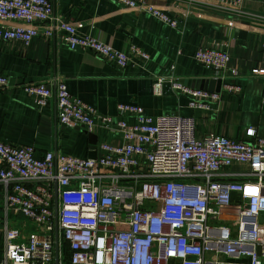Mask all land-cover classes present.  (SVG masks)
Returning a JSON list of instances; mask_svg holds the SVG:
<instances>
[{"label": "built area", "instance_id": "obj_1", "mask_svg": "<svg viewBox=\"0 0 264 264\" xmlns=\"http://www.w3.org/2000/svg\"><path fill=\"white\" fill-rule=\"evenodd\" d=\"M147 14L168 25L177 22L145 0H100ZM211 9L239 10L245 2L264 9V0H183ZM69 50L92 52L125 68L148 55L135 46L117 50L98 38L79 33L54 16L50 0H0V39L26 49L42 36ZM193 59L220 80L218 92L191 89L173 77H155L152 92L165 86L188 97V108L211 110L220 93L238 94L241 87L225 82L228 65L224 44L198 49ZM252 74L264 75L263 70ZM0 75V91L8 90ZM24 93L38 109L52 98L45 81L25 84ZM56 123L88 133L117 129L123 144H100L101 155L80 159L48 151L37 159L30 146L0 141V212L21 216L29 225L2 227L0 264H55L54 183L57 185V264H264V139L248 129L251 141L208 134L196 137L192 117H150L141 107L118 104L116 117L99 115L72 97L63 81L55 86ZM123 116L134 119L133 124ZM246 166L247 172H231ZM62 242L67 243V260Z\"/></svg>", "mask_w": 264, "mask_h": 264}, {"label": "crops", "instance_id": "obj_2", "mask_svg": "<svg viewBox=\"0 0 264 264\" xmlns=\"http://www.w3.org/2000/svg\"><path fill=\"white\" fill-rule=\"evenodd\" d=\"M54 16L71 24L79 33L98 38L117 50L135 46L148 55L147 60L133 58L125 68H118L92 52L69 50L58 38H34L23 49L17 42L0 39V75L8 79L10 89L0 91V141L14 146H30L34 157L51 151L80 159L88 157V137L83 129L59 127L56 123L55 86L63 81L69 94L92 107L99 115L116 117L118 104L136 105L150 117L180 115L192 117L198 139L215 134L237 141H251L246 135L254 129L264 139V9L255 2H245L239 10L211 9L183 0H145L163 9L177 22L171 28L147 14L125 10L100 0H50ZM240 22L248 23L243 26ZM239 23V24H238ZM237 31H244L239 38ZM224 49L229 67L238 76L227 74L225 82L238 85V94L220 93V101L211 110L188 108V97L170 91L167 85L160 96L152 92L155 77H173L180 82L211 80L212 73L193 59L202 48ZM45 81L53 95L38 109L22 86ZM199 89L195 83H186ZM200 90V89H199ZM133 124L130 116L122 118ZM96 158L100 144H123L120 132L96 129ZM231 172H247L246 166H233ZM0 185V198H2ZM261 217V216H260ZM259 217V219H261ZM5 225L28 227L19 216L5 217L0 212V255L4 250Z\"/></svg>", "mask_w": 264, "mask_h": 264}, {"label": "water", "instance_id": "obj_3", "mask_svg": "<svg viewBox=\"0 0 264 264\" xmlns=\"http://www.w3.org/2000/svg\"><path fill=\"white\" fill-rule=\"evenodd\" d=\"M243 26H247L248 23L246 22H240ZM239 24V23H238ZM239 38L244 39L246 33L244 31H237ZM183 84L186 85V83H195L198 85V88L200 90H208V91H215L218 92L220 88V80H199V81H187L182 82ZM88 137V142H89V154L88 157L95 159L96 158V135L92 133H88L86 131H83ZM54 189V221H55V229H54V254H55V264L58 263V227H57V214H58V205H57V185L54 183L53 186Z\"/></svg>", "mask_w": 264, "mask_h": 264}, {"label": "rangeland", "instance_id": "obj_4", "mask_svg": "<svg viewBox=\"0 0 264 264\" xmlns=\"http://www.w3.org/2000/svg\"><path fill=\"white\" fill-rule=\"evenodd\" d=\"M260 218L261 219L259 221V228H260L261 237L262 239H264V215H262Z\"/></svg>", "mask_w": 264, "mask_h": 264}, {"label": "trees", "instance_id": "obj_5", "mask_svg": "<svg viewBox=\"0 0 264 264\" xmlns=\"http://www.w3.org/2000/svg\"><path fill=\"white\" fill-rule=\"evenodd\" d=\"M62 251H63L64 259L67 260L68 250H67V243L66 242H62Z\"/></svg>", "mask_w": 264, "mask_h": 264}]
</instances>
